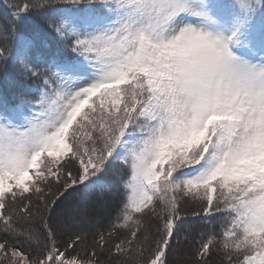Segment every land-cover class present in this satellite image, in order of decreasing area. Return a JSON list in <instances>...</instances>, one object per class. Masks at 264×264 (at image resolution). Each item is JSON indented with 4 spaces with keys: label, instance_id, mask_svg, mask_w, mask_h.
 <instances>
[{
    "label": "snow or ice",
    "instance_id": "1",
    "mask_svg": "<svg viewBox=\"0 0 264 264\" xmlns=\"http://www.w3.org/2000/svg\"><path fill=\"white\" fill-rule=\"evenodd\" d=\"M3 7L0 264H264V0Z\"/></svg>",
    "mask_w": 264,
    "mask_h": 264
},
{
    "label": "trees",
    "instance_id": "2",
    "mask_svg": "<svg viewBox=\"0 0 264 264\" xmlns=\"http://www.w3.org/2000/svg\"><path fill=\"white\" fill-rule=\"evenodd\" d=\"M6 2H10V0H0V16L4 15V7L3 5ZM16 76V72L9 67L8 71H7V75L4 74V69L0 68V94H4L7 91V94L10 96L11 95V91L8 88V83L7 80L9 78H14ZM70 202L71 203H77L79 207H81V203H80V194L79 193H74L72 197H70ZM93 202L95 203V199L93 200ZM107 203H112V209L110 211V213L108 214V216L104 219L102 218V225H100V228H106L108 226L109 223V219H111L112 217L115 216V202L111 200V198H109ZM98 205V204H96ZM185 210L188 212V218L189 220L192 219L191 215H190V211L191 209L196 207V204L192 201H189L188 203L182 205ZM188 227V232L183 233L182 236L186 235L188 238V242L187 243H183L178 249H175L173 253H171L169 255V261L170 264H190V261H188V257L191 255V250L193 248V246L195 245V241L198 239V233L200 230L201 225L199 224V222H197L195 225L193 226H186ZM189 246L190 248L185 250L182 253V248L185 246ZM187 258V259H186Z\"/></svg>",
    "mask_w": 264,
    "mask_h": 264
},
{
    "label": "rangeland",
    "instance_id": "3",
    "mask_svg": "<svg viewBox=\"0 0 264 264\" xmlns=\"http://www.w3.org/2000/svg\"><path fill=\"white\" fill-rule=\"evenodd\" d=\"M70 205H71V207L72 208H80L79 206H78V204L77 203H71L70 202ZM112 203H107V204H98V205H96V211L94 212V214H93V217H94V220L95 219H98L99 220V227H100V225H102V218H106L107 216H108V214L110 213V211H111V209H112ZM190 247L187 245V246H185V247H183L182 248V253L185 251V250H187V249H189ZM187 259V258H186ZM190 259H191V255L188 257V261H190Z\"/></svg>",
    "mask_w": 264,
    "mask_h": 264
}]
</instances>
